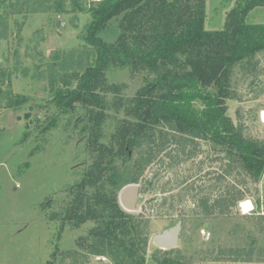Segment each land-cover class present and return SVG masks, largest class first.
I'll return each instance as SVG.
<instances>
[{"label":"rangeland","instance_id":"rangeland-1","mask_svg":"<svg viewBox=\"0 0 264 264\" xmlns=\"http://www.w3.org/2000/svg\"><path fill=\"white\" fill-rule=\"evenodd\" d=\"M99 1H0V264H126L102 252L101 244L90 248L96 223L89 205L104 190V201H116L129 215L121 223L124 231L115 229L113 237L132 229L136 241L146 243L144 264H159L151 257L156 251L184 264H264V174L253 182L207 141H200L201 152L189 159L171 144L138 170L145 148L133 141L137 103L132 100L152 73L104 70L96 90L104 108L83 100L66 106L59 99L58 93L67 91L64 82L94 64L95 48L84 36L89 9ZM239 1L204 0L205 29L220 30ZM131 9L106 22L105 43L145 44L134 23L137 9L133 17ZM246 20L264 23V6ZM228 77L227 117L245 137L264 139V51L249 64L234 66ZM129 185L139 188L134 212L119 204ZM238 192L242 200L222 210L220 199ZM243 200L253 205L249 213L239 207ZM202 201L209 207L218 203L211 215L200 209ZM176 224V247L159 249L153 237ZM231 250L243 258L251 254V261L222 260Z\"/></svg>","mask_w":264,"mask_h":264},{"label":"trees","instance_id":"trees-1","mask_svg":"<svg viewBox=\"0 0 264 264\" xmlns=\"http://www.w3.org/2000/svg\"><path fill=\"white\" fill-rule=\"evenodd\" d=\"M263 6L264 0H240L220 30L208 31L204 0H100L89 9L91 20L84 36L95 48L94 64L82 73H73L64 82L67 91L59 92L58 97L66 106L83 100L104 108L106 101L96 95L104 70L115 66L130 67L139 74L150 72L153 79L132 100L137 103L132 110L137 117L133 141L145 148L138 170L143 171L171 144L176 145L178 155L189 159L201 152L199 142L207 141L215 152L224 153L227 164L237 162L257 183L264 174V141L243 135L241 126L227 117L225 101L232 98L226 81L234 66L249 64L264 51V23L246 20L254 8ZM126 8H134L128 13L132 17L137 9L139 18L134 23L140 26L145 44L116 47L105 43L101 35L106 22ZM72 81L76 84L69 89ZM104 192L95 194L97 200L89 205L96 223L90 232V248L101 244L102 252L105 249L117 263L144 264L146 243L136 241L132 229H125L128 234L122 238L113 237L115 229L124 228L121 223L129 215L116 201H104ZM241 196L238 192L237 197L220 199V208L228 209L241 201ZM216 204L209 207L202 201L199 207L211 215ZM243 256L239 250H231L222 260L251 261V254ZM151 257L159 264H184L178 257L159 251Z\"/></svg>","mask_w":264,"mask_h":264},{"label":"water","instance_id":"water-1","mask_svg":"<svg viewBox=\"0 0 264 264\" xmlns=\"http://www.w3.org/2000/svg\"><path fill=\"white\" fill-rule=\"evenodd\" d=\"M138 186L129 185L124 187L119 194V204L128 211L134 212L137 210L138 200ZM180 232V225L176 224L174 227L163 231L153 237L154 244L161 249H171L176 247L178 235Z\"/></svg>","mask_w":264,"mask_h":264},{"label":"bare ground","instance_id":"bare-ground-1","mask_svg":"<svg viewBox=\"0 0 264 264\" xmlns=\"http://www.w3.org/2000/svg\"><path fill=\"white\" fill-rule=\"evenodd\" d=\"M261 121L264 123V110L261 112ZM240 209L243 213H249L250 211H252L253 209V205L250 201L248 200H243L242 202H240Z\"/></svg>","mask_w":264,"mask_h":264},{"label":"flooded vegetation","instance_id":"flooded-vegetation-1","mask_svg":"<svg viewBox=\"0 0 264 264\" xmlns=\"http://www.w3.org/2000/svg\"><path fill=\"white\" fill-rule=\"evenodd\" d=\"M138 197H139V189H138ZM138 201V200H137ZM159 249H161V248H159ZM164 250H168V249H164ZM161 253H165V252H161Z\"/></svg>","mask_w":264,"mask_h":264},{"label":"crops","instance_id":"crops-1","mask_svg":"<svg viewBox=\"0 0 264 264\" xmlns=\"http://www.w3.org/2000/svg\"><path fill=\"white\" fill-rule=\"evenodd\" d=\"M261 124H262V128H264V126H263V125H264V123L262 122ZM262 140L264 141V139H262Z\"/></svg>","mask_w":264,"mask_h":264}]
</instances>
